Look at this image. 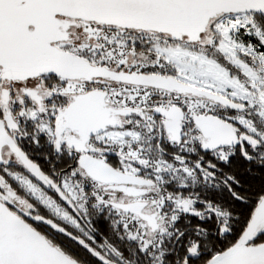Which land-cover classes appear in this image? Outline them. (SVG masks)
Returning <instances> with one entry per match:
<instances>
[{
    "label": "snow or ice",
    "instance_id": "6c2138e0",
    "mask_svg": "<svg viewBox=\"0 0 264 264\" xmlns=\"http://www.w3.org/2000/svg\"><path fill=\"white\" fill-rule=\"evenodd\" d=\"M0 264H264V0H0Z\"/></svg>",
    "mask_w": 264,
    "mask_h": 264
},
{
    "label": "flooded vegetation",
    "instance_id": "af4514ba",
    "mask_svg": "<svg viewBox=\"0 0 264 264\" xmlns=\"http://www.w3.org/2000/svg\"><path fill=\"white\" fill-rule=\"evenodd\" d=\"M26 149L29 152L34 153V158L38 160V162L45 168L47 169L48 165L45 162L43 158V153L47 152L48 150L46 148H37L35 145H28L27 143L25 144ZM98 227L101 229L102 232L107 233L108 228L107 224L104 221H100L98 224Z\"/></svg>",
    "mask_w": 264,
    "mask_h": 264
}]
</instances>
